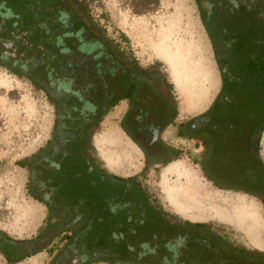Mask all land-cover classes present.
<instances>
[{"label":"flooded vegetation","instance_id":"1","mask_svg":"<svg viewBox=\"0 0 264 264\" xmlns=\"http://www.w3.org/2000/svg\"><path fill=\"white\" fill-rule=\"evenodd\" d=\"M8 1L0 0V67L40 90L52 117L45 136L17 161L41 220L26 238L0 230L5 261L43 254L42 264H188L202 244L224 239L236 248L220 229L166 209L141 174L111 169L98 137L116 112L143 168L189 155L213 184L263 187L264 0L244 8L255 19L229 18L235 9L215 14L217 0H197L219 85L210 105L190 117L179 116L162 69L116 46L80 0Z\"/></svg>","mask_w":264,"mask_h":264},{"label":"rangeland","instance_id":"2","mask_svg":"<svg viewBox=\"0 0 264 264\" xmlns=\"http://www.w3.org/2000/svg\"><path fill=\"white\" fill-rule=\"evenodd\" d=\"M81 2L116 46L134 55L140 65L156 64L162 69L173 85L179 116L190 117L210 105L219 85V72L197 0ZM166 54L171 63L162 58ZM113 114L116 112L110 113L98 137L100 147L102 143L109 155L111 169L123 175L141 174L151 194L180 218L209 223L236 243L264 251V206L259 199L216 186L189 155L171 165L143 168V156L120 131ZM51 117L52 109L40 90L0 67V230L16 238L30 236L42 212L26 192L25 175L17 161L45 136ZM169 135L174 143L179 142L174 132ZM218 208L223 220L216 217ZM249 208L258 212L261 220L253 233L233 224L239 212ZM42 255L16 263H8L0 255V264H42Z\"/></svg>","mask_w":264,"mask_h":264},{"label":"trees","instance_id":"3","mask_svg":"<svg viewBox=\"0 0 264 264\" xmlns=\"http://www.w3.org/2000/svg\"><path fill=\"white\" fill-rule=\"evenodd\" d=\"M81 1V0H80ZM83 2V1H82ZM257 1H232V0H217L214 2L213 11L215 14H220L225 10L235 9L236 13L234 15L229 16V18H246V19H255V16H250L245 13L244 8L250 4L255 5ZM261 3V2H260ZM8 4L16 7V2L14 0H9ZM83 4V3H82ZM202 14L205 16L204 10L199 6ZM84 8V5H83ZM85 13L86 9L84 8ZM204 22L206 23V19L204 17ZM203 22V23H204ZM205 25V24H204ZM207 29V28H206ZM126 38V37H125ZM244 172L249 177L248 169L250 166L246 163L243 165ZM243 172V171H241ZM216 185V184H215ZM220 188L230 189L238 192H242L245 194L252 195L259 199L264 206V186L260 188H244V187H224L216 185ZM257 193H256V192ZM195 225L204 226L209 225V223L205 222H194ZM230 242L222 239L221 241H217L216 243H212L207 246H199V251L196 259H192L188 264H264V251H260L254 248H247L244 245L237 244V247H230Z\"/></svg>","mask_w":264,"mask_h":264},{"label":"bare ground","instance_id":"4","mask_svg":"<svg viewBox=\"0 0 264 264\" xmlns=\"http://www.w3.org/2000/svg\"><path fill=\"white\" fill-rule=\"evenodd\" d=\"M162 58L166 61V62H170L171 63V59L169 57V55H162ZM161 58V59H162ZM162 59V60H163ZM241 208V207H240ZM216 210V209H215ZM219 212H216V217L220 218L221 220H223V216L220 214L221 213V208L217 209ZM240 210V209H239ZM231 218V217H230ZM260 221L259 220V213L251 210L250 208L247 210H241L239 212L238 217L236 218V223H233L234 226L236 227H242L243 229H245L248 233L250 232H254V230L257 229V226H260Z\"/></svg>","mask_w":264,"mask_h":264},{"label":"crops","instance_id":"5","mask_svg":"<svg viewBox=\"0 0 264 264\" xmlns=\"http://www.w3.org/2000/svg\"><path fill=\"white\" fill-rule=\"evenodd\" d=\"M173 163V162H172ZM172 163H170L169 165H171Z\"/></svg>","mask_w":264,"mask_h":264}]
</instances>
